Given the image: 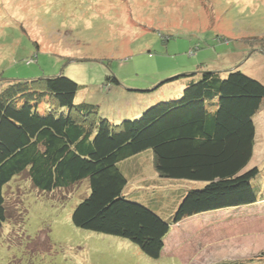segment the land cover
<instances>
[{"label":"rangeland","instance_id":"rangeland-1","mask_svg":"<svg viewBox=\"0 0 264 264\" xmlns=\"http://www.w3.org/2000/svg\"><path fill=\"white\" fill-rule=\"evenodd\" d=\"M262 37L264 0H0V75L6 82L63 74L82 86L77 102L120 121L149 107L148 99H164L162 89L137 90L203 65L238 67L264 83ZM256 134L249 166L264 167V107ZM141 159L143 172L126 188L134 199L165 180L151 151ZM17 177L5 188L13 219L0 229V264H209L264 251V203L185 218L161 256L151 258L128 238L74 225V209L90 194L88 179L43 192Z\"/></svg>","mask_w":264,"mask_h":264},{"label":"trees","instance_id":"trees-1","mask_svg":"<svg viewBox=\"0 0 264 264\" xmlns=\"http://www.w3.org/2000/svg\"><path fill=\"white\" fill-rule=\"evenodd\" d=\"M0 80V229L13 219L5 188L23 175L43 192L88 179L90 194L74 209V225L128 238L151 258L161 256L185 218L264 200V168L249 166L264 83L238 67L203 65L166 78L155 88L164 99L150 98L139 116L120 121L77 102L82 86L63 74ZM147 151L165 180L134 199L126 188L138 181ZM209 264H264V251Z\"/></svg>","mask_w":264,"mask_h":264},{"label":"crops","instance_id":"crops-1","mask_svg":"<svg viewBox=\"0 0 264 264\" xmlns=\"http://www.w3.org/2000/svg\"><path fill=\"white\" fill-rule=\"evenodd\" d=\"M256 119H259V114L257 115ZM256 138H257V134H256ZM262 155L264 156V150L262 152ZM253 165H257V166H260V167L264 168L263 166L258 165L256 163L252 164L251 166H253ZM263 184H264V181H263ZM262 203H264V200L259 201V202L255 203V204L251 205V206H246V207L249 208V209H253V208H257ZM217 211H219V210H217ZM214 212H216V211H210V212H206V213H201L198 216L197 215L194 216V218H201V217H205V216H209V215H214ZM168 241H169V239H168Z\"/></svg>","mask_w":264,"mask_h":264},{"label":"water","instance_id":"water-1","mask_svg":"<svg viewBox=\"0 0 264 264\" xmlns=\"http://www.w3.org/2000/svg\"><path fill=\"white\" fill-rule=\"evenodd\" d=\"M157 86H158V85H157ZM157 86H156V87H157ZM156 87H154V88H152V89H149V90H153V89H155Z\"/></svg>","mask_w":264,"mask_h":264},{"label":"clouds","instance_id":"clouds-1","mask_svg":"<svg viewBox=\"0 0 264 264\" xmlns=\"http://www.w3.org/2000/svg\"><path fill=\"white\" fill-rule=\"evenodd\" d=\"M168 239H169V238H168ZM168 239H167V240H168Z\"/></svg>","mask_w":264,"mask_h":264}]
</instances>
